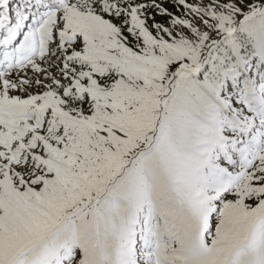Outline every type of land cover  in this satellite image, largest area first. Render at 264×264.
I'll return each mask as SVG.
<instances>
[{
  "label": "snow or ice",
  "instance_id": "6c2138e0",
  "mask_svg": "<svg viewBox=\"0 0 264 264\" xmlns=\"http://www.w3.org/2000/svg\"><path fill=\"white\" fill-rule=\"evenodd\" d=\"M0 264H264V0H0Z\"/></svg>",
  "mask_w": 264,
  "mask_h": 264
}]
</instances>
